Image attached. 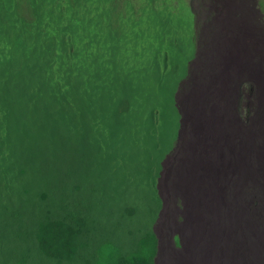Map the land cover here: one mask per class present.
Wrapping results in <instances>:
<instances>
[{
    "label": "rangeland",
    "instance_id": "rangeland-1",
    "mask_svg": "<svg viewBox=\"0 0 264 264\" xmlns=\"http://www.w3.org/2000/svg\"><path fill=\"white\" fill-rule=\"evenodd\" d=\"M21 1L25 4L34 5L38 2L50 4L62 0ZM198 1H201L199 3L201 6L205 4L208 10L213 4L212 0H88L85 7L82 4L81 6L74 5L71 8L74 18H80L86 14L85 23L92 30V32L85 34L83 40L85 46H82V51L85 63L90 62L87 44L90 40L96 41L91 48V52H94L97 57V61L91 65L94 70L96 66H99V69H102L103 66L111 70L114 69L117 72L113 74V77L121 84H131L135 89L133 92L135 97H142L144 94L156 90L157 93L156 103L153 105L155 109L150 111L154 114L151 117L148 116L149 113L143 114L141 126L139 124L141 116L136 122L129 121L127 142L122 141L115 144L114 152L109 148V154L113 152V155L105 157L104 154L106 153L101 151L98 156L100 173L92 178L91 186L98 190L96 201L97 213L101 219L99 229L104 231L102 234L110 236V239L101 246L98 257L92 258V251L86 248L80 251L77 261L63 260L62 264H111L120 255L121 257H130L135 253L152 256L154 264L156 240L151 233V225L153 222V232L156 234L155 210L157 207L155 208V206L158 204L155 192H150L154 191V181L152 182L151 174L153 177L155 175L151 168L152 157H150V152L152 156V146L157 137L158 119L173 107V96L177 92V82L185 73V67L196 50L195 32H197V37H201L199 40L201 42L199 52H201L207 41L218 29V23L213 26H207V24L212 23L213 16L218 20V16L225 13L214 8L212 11H204L206 16L200 17L196 22L193 39H191L190 30L194 25L193 6ZM256 1L262 2L263 0H237L238 4L247 2L245 4L252 9H256L254 7ZM248 2L250 3L248 4ZM262 8L264 12V5ZM21 12L25 19H31V13H28L25 6H21ZM253 13L254 11L246 13L245 11H232V25L238 18L246 15V19L243 18L245 21L243 29L248 30L250 24L247 21L250 20L247 15ZM19 24L24 26L29 36L28 49L24 51L29 55L28 50H33V25L28 26L24 21H19ZM258 38L260 55L262 56L264 36H258ZM76 50L80 49L76 48ZM242 50L246 55V48H242ZM166 65L167 70L165 72ZM259 66L260 64L252 69V72L247 73L248 79H241L240 81L241 84L246 82L244 92L245 94L248 93L250 98L246 109L242 111L237 109L240 106L238 96L230 88L225 93L218 95L220 99L210 105V108L215 109L217 107L211 106L225 104L228 108L224 109L222 116L210 113L214 119L208 120L206 111L191 105V103L185 106L188 103L186 99L182 101L180 111L183 119L193 125L220 124L226 127L231 125V128L247 133L239 144V147L242 148L241 151L245 150V156L240 161L237 159V162L234 156L233 160H228V166H230L227 167V172L230 176H227V182L230 183L231 181L232 183V185L231 183L228 185V193L231 190L232 197H237L235 192L239 188L236 182L243 189L241 194L247 191L250 193L249 197H244L241 206L233 203L237 211L242 208V211L238 212L239 217H236V220L242 221V224L247 226L245 230L246 233L252 235L251 238L257 235V238H261V241L264 242L262 240L264 233V73L263 75L256 74V69ZM77 68H80V72L76 75L83 76L86 74L81 72L82 68H86L84 65H78ZM123 72L125 73L124 78L121 76ZM234 74L237 75V72ZM184 96L186 97V93ZM101 115L102 121L109 120L105 113H101ZM167 118L170 121L174 120L170 115ZM95 129L98 130L99 128ZM197 129L196 126H190L186 130L196 131ZM96 133L97 131H94L93 135L96 136ZM93 135L91 134V137ZM103 135L105 136V134ZM188 137V140H191V136ZM98 141L102 142L100 146L104 149L107 143L105 141L112 140H104V137H101ZM110 143H108V147ZM245 158L246 161L243 165H247L243 167L242 173L252 171L251 178L241 174V166L243 165H240V162H243ZM213 162H215V166H219L225 171V165L221 159ZM7 167L8 170L11 169V174L12 171L14 174L20 172L19 166L12 168L8 165ZM31 169L32 167L27 168L26 173L20 175V179H15L13 175H8L6 179H0V263L5 261L8 264H13L15 259H11L16 257L18 261L26 260V264H40L33 263V255L20 253L21 249L28 248L31 242L30 239L22 241L19 235L21 233H33V171H30ZM231 174H240L241 176L233 175V177ZM249 180L252 182H247ZM72 182L75 183L76 179ZM10 184H12V190L7 188ZM34 190H36L35 185ZM149 194L153 197H149ZM82 196L81 194L75 196L76 200ZM153 198H155L156 205L152 201ZM8 202L14 208L7 209V207H11L7 204ZM146 204L150 209L152 207L154 211L151 209L146 214L147 225L145 224L143 229V226L141 227L144 213L142 209L143 205L146 206ZM242 216L247 217L246 224ZM140 230L145 234L148 232V234L143 237ZM245 247L244 241L242 250ZM55 263L50 262V264Z\"/></svg>",
    "mask_w": 264,
    "mask_h": 264
},
{
    "label": "trees",
    "instance_id": "trees-1",
    "mask_svg": "<svg viewBox=\"0 0 264 264\" xmlns=\"http://www.w3.org/2000/svg\"><path fill=\"white\" fill-rule=\"evenodd\" d=\"M87 1L38 2L34 4L38 11L30 22L23 20L14 0L0 3V179L8 175L20 179L32 167L33 233L19 236L22 241L30 239V246L20 253L33 255V263L77 261L80 251L86 248L92 251V258L98 257L101 246L110 239L99 229L98 190L91 186L92 178L100 173L99 153L104 151L105 157L113 155L115 144L127 142L128 122H136L141 116V126L142 115L149 113L150 117V111L155 109L157 90L135 97L131 84H121L113 77L117 71L104 66L93 69L91 65L97 57L91 48L96 41L87 44L89 63H85L82 47L76 50L75 45L81 44L92 30L85 23L86 14L74 18L71 8L82 4L85 7ZM30 6L33 9V4ZM66 17L69 23L78 22L81 30L65 31L73 47L56 34L58 24ZM19 21L33 25V50H28L29 55L24 53L29 36ZM78 65L86 67L81 69L85 75H76L80 72ZM121 76L124 78L125 73ZM172 112L173 107L164 115ZM101 113L109 120L102 121ZM156 128L152 156L150 152L152 166L165 152L173 122L163 119ZM94 131L95 138L91 137ZM101 137L112 140L105 141L104 149L98 146ZM109 148L113 150L111 154ZM8 165L19 166L20 172L11 174ZM152 166L155 185L158 167ZM252 174L247 172L246 176L251 178ZM12 184L7 186L9 190ZM79 194L83 196L76 200ZM249 194L247 191V197ZM146 212L141 227L147 225ZM140 232L143 237L148 234ZM11 260L16 262L13 264H26V260L18 261L16 257ZM111 264H153V258L138 253L120 255ZM254 264H264V242Z\"/></svg>",
    "mask_w": 264,
    "mask_h": 264
},
{
    "label": "bare ground",
    "instance_id": "bare-ground-1",
    "mask_svg": "<svg viewBox=\"0 0 264 264\" xmlns=\"http://www.w3.org/2000/svg\"><path fill=\"white\" fill-rule=\"evenodd\" d=\"M245 3L238 4L236 1L232 11H254L253 14L247 15L250 20L247 21L250 24L248 30L243 29V18L246 19V15L238 18L233 25L231 13L220 14L218 20L213 16L212 23L207 26L218 23V29L201 52V37H197L195 32L196 50L185 67V73L177 82V92L173 96L174 112L158 119V125L163 119H168L169 115L174 120L173 131L167 137L165 152L152 166L158 167L154 191H150L155 192L158 204L155 206L156 234L153 232V222L152 225L148 223L156 240L154 264H254L257 254L261 253V238L258 239L257 235L251 238L252 235L246 233L247 226L236 220L242 208L237 211L234 204L241 206L247 192L241 194L243 189L236 182L239 188L235 192L237 197H232L231 190L232 195L228 193V185L231 183L227 182V176H230L227 172V167L230 166L228 160L231 161L234 156L237 162V159L240 161L245 156V150L241 151L239 144L247 133L233 129L231 125H193L183 119L180 111L181 103L186 99L188 103L185 106L191 103L206 111L208 120L214 119L210 113L222 116L224 109L228 108L225 104L211 106L217 107L215 109L210 108V105L220 99L218 95L230 88L238 96L240 106L237 109H246L250 98L248 93L244 92L246 82L241 84L240 81L248 79L247 73L252 72L259 64L256 74L264 73V51L261 56L258 38L264 36V4L256 1V9H252ZM213 8L220 11L216 9L215 3L210 5L209 10L206 8L204 11H212ZM242 48H246V55ZM190 126H196L198 129L186 130ZM188 136H191V140H188ZM154 141L156 142V139ZM220 159L225 165V171L214 165L213 161ZM245 161L246 158L240 165ZM246 165L241 166L243 176L246 175L242 173ZM148 196L153 197L150 194ZM154 200L155 198L152 201L156 205ZM146 207L147 204L143 205L145 212L147 209L151 211V206L150 210ZM242 218L246 224L247 217ZM142 226L144 229L145 225ZM244 241L246 247L242 250Z\"/></svg>",
    "mask_w": 264,
    "mask_h": 264
},
{
    "label": "clouds",
    "instance_id": "clouds-1",
    "mask_svg": "<svg viewBox=\"0 0 264 264\" xmlns=\"http://www.w3.org/2000/svg\"><path fill=\"white\" fill-rule=\"evenodd\" d=\"M7 1L8 0H0V3L7 2ZM14 1L19 4V13H20V15L22 13L21 12V6H25V8L28 11V13H31V19H25L21 15L23 20L26 21V22L33 21L34 12L38 11L37 7L35 5H33V9H32L30 4H25L21 0H14ZM236 1L237 0H227V1L212 0L213 4L215 3V5H216V9H219L220 11L228 13V14H230L232 12L233 6L236 3ZM200 2L201 1H198V3H195L194 6H193L192 14L194 15V25H193V27L190 30V38L191 39H193V32H194V28H195V25H196L197 18L206 16L205 13H204V9H206L205 8V4L203 6H201L199 4ZM257 2L261 3V4H264V0L262 2H259V1H257ZM58 26H59V28H57V33H56L57 37L59 36L62 39L64 38L66 40L67 45L70 46V47H73V44L71 43L70 39H66L65 31H67V29L72 30V31L77 29L76 32L81 31L79 23L78 22H74V21L72 23H69L68 18L66 17V18L63 19V21L60 24H58ZM82 46H85V44L83 43V39H82L81 44L78 43V44L75 45V48H79L80 49V47H82ZM63 52H64V50H63ZM64 56L66 57V52H64ZM106 69H108V68H106ZM109 70H111V69H109ZM166 70H167V65L165 66V72H166ZM167 74H171V73H167ZM151 93H153V92H149L148 94H151ZM142 97H144V96H142ZM93 137L95 138L96 136L93 135ZM100 143H102V142H99L98 146H100ZM105 145H107V144H105ZM87 147L84 149V152H86L88 150ZM100 148H102V147L100 146Z\"/></svg>",
    "mask_w": 264,
    "mask_h": 264
}]
</instances>
